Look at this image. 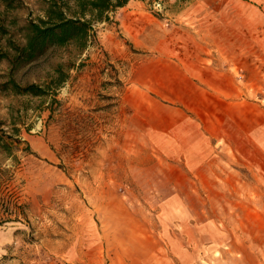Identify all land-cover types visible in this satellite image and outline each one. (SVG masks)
<instances>
[{
	"label": "rangeland",
	"instance_id": "374dc122",
	"mask_svg": "<svg viewBox=\"0 0 264 264\" xmlns=\"http://www.w3.org/2000/svg\"><path fill=\"white\" fill-rule=\"evenodd\" d=\"M12 1L0 11L8 36L22 43L23 26L43 15L45 0ZM207 10V38L234 31L249 44V62L234 70L240 79L246 68L251 108L234 123L242 134L250 121L252 139L250 156L240 137L217 142L206 133L207 159L198 163L152 145L146 104L133 92L170 74L143 61L152 53L142 49L149 29ZM140 21L146 30L133 41L127 29ZM95 28L96 42L83 50L50 46L13 72L19 86L37 84L43 95L0 86V136L9 150L0 147V264H264V147L257 145L264 139V0H129ZM229 52L204 54L208 65L226 68ZM8 71L0 61V85ZM149 82L160 92V83L170 85ZM205 103L197 111L208 112L190 114L191 122L213 133L227 127L228 114Z\"/></svg>",
	"mask_w": 264,
	"mask_h": 264
},
{
	"label": "crops",
	"instance_id": "0c3cea01",
	"mask_svg": "<svg viewBox=\"0 0 264 264\" xmlns=\"http://www.w3.org/2000/svg\"><path fill=\"white\" fill-rule=\"evenodd\" d=\"M206 1L199 0L202 3ZM191 12L193 11L178 13L174 16L177 24L160 27L159 31L152 27L146 34L150 43L142 49L150 50L152 53L147 54V58L143 61L149 66L170 67V74L166 73L167 77L160 79L158 75L148 76L149 80L148 83L146 82V86L150 92L145 90L133 92V94H137L133 98L137 99L136 103L139 106L146 104V111L143 115H146L149 141L151 140L152 145L157 148L162 147L167 155L172 156L179 153V158L183 157L185 161L202 163L207 159L205 155L208 153L206 133L211 138H215L217 142L238 136L245 146L248 142L249 154L247 155L251 156L252 125L250 121L247 123L244 121L242 134H237L234 123L236 114L246 118L251 108V103L246 100V91L248 90V84H246L248 78L244 71L246 68L244 66L240 72V79L234 70L235 66H243L249 62L251 56L250 53H246L249 44L246 45L245 41H236L234 31L231 36L229 32L226 35L222 33L219 40H210L207 36L212 32L208 28L211 25V17L205 16V14L213 11H204L201 16L195 18L190 15ZM196 13L198 12L196 11ZM133 15L136 18L141 17ZM222 17L224 16H218V19L224 24V27H228L230 21H225V19L229 16ZM156 23L155 20L149 22L150 25ZM131 26L130 29H127V33L133 41L138 40L139 35L143 34L147 27H144L141 21L138 22V25ZM208 50L231 51L224 62L226 68H219L216 64L208 65L209 56L204 54ZM236 50L244 51V53L236 54ZM241 80H244V86H241ZM149 81H154L156 84L166 81L170 85L160 83L164 90L160 92V87L155 85V90L152 89L153 84ZM196 82L206 84L207 88L197 85ZM242 98L244 101H241ZM205 99H209L210 104L212 102V106L217 107L215 109L217 113L228 114L227 127L216 129V133L191 122L190 114L200 111L208 112V110L197 111V107L203 109L206 104ZM260 127H264V122L260 123ZM257 145L263 149L264 139H260ZM245 154L246 152L242 155L244 162L250 161V157ZM172 158L175 157L170 159Z\"/></svg>",
	"mask_w": 264,
	"mask_h": 264
},
{
	"label": "trees",
	"instance_id": "16d2710c",
	"mask_svg": "<svg viewBox=\"0 0 264 264\" xmlns=\"http://www.w3.org/2000/svg\"><path fill=\"white\" fill-rule=\"evenodd\" d=\"M129 0H45L43 15L26 22L22 30L23 42H16L8 36L9 29L0 11V39L5 38L0 47V61H5L9 71L1 88L16 94L41 96L45 90L37 84L19 86L12 77L20 66L34 60L50 46L72 45L78 51L96 42L95 23L109 21L110 13L124 6ZM4 11L13 8L12 0H0ZM7 143L0 136V147Z\"/></svg>",
	"mask_w": 264,
	"mask_h": 264
}]
</instances>
